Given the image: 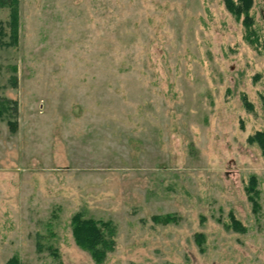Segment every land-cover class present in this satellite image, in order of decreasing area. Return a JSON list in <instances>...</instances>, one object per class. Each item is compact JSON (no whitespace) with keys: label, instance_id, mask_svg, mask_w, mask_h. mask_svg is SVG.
Returning <instances> with one entry per match:
<instances>
[{"label":"rangeland","instance_id":"374dc122","mask_svg":"<svg viewBox=\"0 0 264 264\" xmlns=\"http://www.w3.org/2000/svg\"><path fill=\"white\" fill-rule=\"evenodd\" d=\"M19 1L0 264H98L77 213L115 228L100 264H264V0L250 30L224 0Z\"/></svg>","mask_w":264,"mask_h":264},{"label":"trees","instance_id":"16d2710c","mask_svg":"<svg viewBox=\"0 0 264 264\" xmlns=\"http://www.w3.org/2000/svg\"><path fill=\"white\" fill-rule=\"evenodd\" d=\"M226 8L232 12L238 19L242 20L245 28L250 30L252 17L249 12L253 5V0H224ZM20 1L19 0H0V9L6 8L9 11V20L6 26L0 22V47H12L19 44V19H20ZM8 27L9 32L6 31ZM8 36V41L4 37ZM14 86L17 85V78H14ZM11 105V106H10ZM10 111V116L7 111ZM17 114V101L3 99L0 103V117H13ZM8 126L12 131H16L18 127L17 120H8ZM250 141H258L264 150V132H257L249 138ZM255 180L253 179L252 187L254 190ZM250 201L257 211L259 204L257 198L250 197ZM170 216L165 217V221H169ZM234 220V219H233ZM232 227L243 230L237 220L232 221ZM72 233L76 243L84 250L88 251L96 263H102L107 254L114 249L115 245V228L110 221H98L85 218L81 213H77L72 218ZM201 236V235H200ZM16 258V257H15ZM8 264H17L15 259L9 261Z\"/></svg>","mask_w":264,"mask_h":264}]
</instances>
